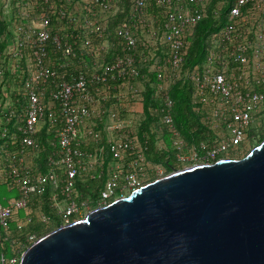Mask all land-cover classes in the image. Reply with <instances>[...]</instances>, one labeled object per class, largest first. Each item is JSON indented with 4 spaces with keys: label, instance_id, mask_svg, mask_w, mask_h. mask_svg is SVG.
I'll use <instances>...</instances> for the list:
<instances>
[{
    "label": "built area",
    "instance_id": "obj_1",
    "mask_svg": "<svg viewBox=\"0 0 264 264\" xmlns=\"http://www.w3.org/2000/svg\"><path fill=\"white\" fill-rule=\"evenodd\" d=\"M131 1L113 27L121 0H5L12 17L0 34V186L16 194L0 197V242L8 243L0 264H19L39 238L17 237L34 221L37 196L48 200L40 221L61 226L145 184L149 137H140L131 105L148 86L160 123L156 145L181 166L239 158L259 134L264 0H232L225 24L209 35L206 60L190 69L185 56L208 0ZM183 79L204 110L208 130L199 140L187 139L173 117L170 90ZM104 149L113 156L105 185L86 197L79 182L103 173Z\"/></svg>",
    "mask_w": 264,
    "mask_h": 264
},
{
    "label": "water",
    "instance_id": "obj_2",
    "mask_svg": "<svg viewBox=\"0 0 264 264\" xmlns=\"http://www.w3.org/2000/svg\"><path fill=\"white\" fill-rule=\"evenodd\" d=\"M19 264H264V138L151 180L40 236Z\"/></svg>",
    "mask_w": 264,
    "mask_h": 264
},
{
    "label": "trees",
    "instance_id": "obj_3",
    "mask_svg": "<svg viewBox=\"0 0 264 264\" xmlns=\"http://www.w3.org/2000/svg\"><path fill=\"white\" fill-rule=\"evenodd\" d=\"M16 1V0H12ZM232 0H208L207 6L205 9V16L202 21L198 23L195 27L194 34L191 39V46L188 49V53L185 56L186 60L184 63V68H193L195 65L203 64L206 60V44L208 43V38L211 33L219 30L226 22L227 15L230 10ZM131 0H121L122 9L118 11L116 14L111 15L110 20L112 21V26L114 27L116 24L121 22L126 16L131 6ZM5 0H0V34L1 36L6 35V23L4 20H8L6 14L3 11V4ZM155 8H150L148 11L149 14L153 13ZM162 19V17H159ZM4 42L0 43V48L3 46ZM153 74V73H150ZM155 90L154 88L148 86L147 92H145V99L138 100L141 102H137L132 104L131 106L135 109V118L139 123L138 129L140 133V137H143V133H147L149 137L148 142V150H146L147 157L153 163L164 162L166 167L171 169L174 168L178 164L174 157V152L170 150V148L159 149L156 145V129L158 130L159 122L158 116L154 112V106L157 104L156 99H154L153 94ZM170 96L174 100V108L172 110L173 117L175 120V124L177 128L181 131V133L189 140H199L206 135V131L208 130L206 124L203 122L201 115L204 110H197L196 105L192 100V86L189 81H185V79L178 81L174 86H172L170 90ZM264 125V121H262V126ZM165 129L162 130V133L165 134ZM264 138V134H263ZM167 145V143H166ZM46 156V152H42V159ZM104 164H103V173L101 175H96L95 177H87L86 181L79 182L78 188L84 194V196H93L95 197L98 193L103 189L106 178H107V168L109 167V163L113 160V156L107 151V149L103 150ZM128 155L125 159V162L130 159ZM177 168H174V170ZM43 199V200H42ZM44 201V202H43ZM44 203V208H41V203ZM48 200L46 195L44 197L37 196L34 199L33 205V215L34 221L28 227H25L20 235L13 234L12 238L17 237L23 239L27 235L28 231H35L40 237L42 234H45L54 229L53 227L46 226L44 223L40 221L39 212L43 209L49 211ZM95 205V204H93ZM57 224L55 227H58ZM7 242H0V248L7 247ZM30 245V243L28 244Z\"/></svg>",
    "mask_w": 264,
    "mask_h": 264
},
{
    "label": "rangeland",
    "instance_id": "obj_4",
    "mask_svg": "<svg viewBox=\"0 0 264 264\" xmlns=\"http://www.w3.org/2000/svg\"><path fill=\"white\" fill-rule=\"evenodd\" d=\"M11 6H12V4L7 5V2H6L5 4H3V7H2L4 13L7 14L8 18L12 17V13H11L12 7ZM13 6H14V4H13ZM263 134H264V125L262 126L261 129H259V134L258 135H253V137H251V145H250V147H248V149L245 152H243L242 154H239L238 155L239 158L244 157L253 147L258 145L263 140ZM183 167L184 166L177 165L174 168L180 169V168H183ZM174 168H171V169L167 168L164 162L156 163V165L151 163V166L147 167L146 170H145L146 174H145V177H144V183L149 182L151 180H154V179H156L158 177H161L163 175H166V174L170 173L171 171H173ZM127 193L129 194V192H126V195H128ZM15 194H16V191H9V189L7 188L6 185H1L0 186V197L2 199H3V197L14 196ZM85 215L86 214H83L81 216V218L84 217ZM55 226L56 225H54V229L57 228ZM50 227H53V226H50ZM42 235H44V234H42Z\"/></svg>",
    "mask_w": 264,
    "mask_h": 264
},
{
    "label": "crops",
    "instance_id": "obj_5",
    "mask_svg": "<svg viewBox=\"0 0 264 264\" xmlns=\"http://www.w3.org/2000/svg\"><path fill=\"white\" fill-rule=\"evenodd\" d=\"M154 12H156L158 14V12L156 10Z\"/></svg>",
    "mask_w": 264,
    "mask_h": 264
}]
</instances>
